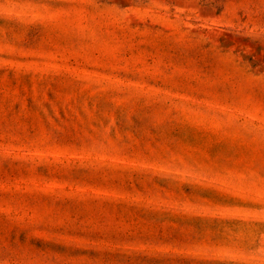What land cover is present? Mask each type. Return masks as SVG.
Masks as SVG:
<instances>
[{"label":"rangeland","instance_id":"rangeland-1","mask_svg":"<svg viewBox=\"0 0 264 264\" xmlns=\"http://www.w3.org/2000/svg\"><path fill=\"white\" fill-rule=\"evenodd\" d=\"M0 264H264V0H0Z\"/></svg>","mask_w":264,"mask_h":264}]
</instances>
